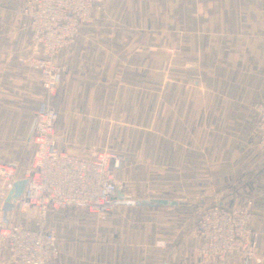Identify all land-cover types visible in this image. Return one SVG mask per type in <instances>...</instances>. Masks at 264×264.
I'll return each mask as SVG.
<instances>
[{"label":"crops","instance_id":"obj_1","mask_svg":"<svg viewBox=\"0 0 264 264\" xmlns=\"http://www.w3.org/2000/svg\"><path fill=\"white\" fill-rule=\"evenodd\" d=\"M63 54L67 75L85 85L86 138L104 135L93 117L94 112L97 116L94 107L105 106V99L102 94L95 99L93 95L97 88L110 89V76H116L112 88L117 92V108L123 105L125 90L137 95L140 103L136 105L146 107L153 102L155 107L159 103L169 108L158 123L168 124L170 133L175 129L173 137L180 139L192 137L190 128L196 124V154L205 151L201 140L212 137L215 157L210 166L197 169H205L211 180L198 181L192 189L196 201L191 202L183 191L178 196L146 200L163 201L153 206L125 205L117 197L112 212L99 222L84 210L79 212L80 221L60 216L52 226L65 242L49 264H206L198 254L200 237L195 224L205 198L226 204L252 200L251 227L259 234L257 257L247 261L230 257L228 264H264V146L252 128V109L264 103V0H207L205 16L198 15L196 0H106ZM4 71L5 85L10 88L6 99L16 107L10 115L15 112L17 116L5 127L7 131L12 123V152L25 153L21 165L25 166L33 111L42 100L34 102L33 110L23 109L28 76L18 80L16 68L7 66ZM126 72L136 75L134 82L125 83ZM163 91L164 99L158 102ZM143 121L155 123L142 117ZM207 123L223 128L206 131ZM177 126H181L179 134ZM189 150L187 145L178 148L180 171L188 168ZM206 188L210 190L205 192ZM76 231L84 235L77 238Z\"/></svg>","mask_w":264,"mask_h":264},{"label":"rangeland","instance_id":"obj_2","mask_svg":"<svg viewBox=\"0 0 264 264\" xmlns=\"http://www.w3.org/2000/svg\"><path fill=\"white\" fill-rule=\"evenodd\" d=\"M26 0H0V150L6 153H0V162H8L16 165H23L25 161V153L12 152L13 144L9 140L12 130V123L9 129L6 131L7 122L13 121L15 116L10 115L13 111L12 107L15 103L6 99V93H10V88L5 85L4 79L6 77L4 69L8 66L17 69V78L22 76H28L29 87L28 93L24 95L22 102V108L27 111L33 110L34 102L44 100L47 97L45 90L40 83L39 74L33 67L24 62V58L29 56L33 48V44L30 41V32L23 25L22 7ZM76 42V41H75ZM75 42L62 49L55 57L54 62L63 68L62 81L59 90L56 92L54 106L60 113L61 122L63 124L64 137L63 148L69 153L80 154L87 150H106L115 154L123 156V163L118 175L119 190L123 193L124 199H138L149 200L153 198H165L173 195L187 194L189 200L196 201V190L192 192V189H196L198 181L208 182L211 179L208 176V172L204 170H197L203 166H210L214 161V155L212 153V146L215 141L209 137L201 140L203 144L202 148L205 149L199 155L196 154L198 148V140L196 139V124L190 128V135L192 137L188 139L175 138V129H172L170 133V126L168 124L158 123L159 120L163 121L169 108L159 106L156 107L154 103L150 106L142 107L136 105L140 103L137 100V95H134L133 91L125 90L124 101L122 106L117 108L115 106L117 92L113 89L116 86V76H110V89L107 86L104 91L97 90L94 92V99L100 98L101 94L105 102V106L94 107L97 109V116L101 118L98 121V117L94 112V119L97 129H101L104 135L101 138H86L84 129L85 110L88 106H85L86 91L83 82H76L67 75L68 65L65 54L67 49L75 44ZM64 51V52H63ZM63 56V57H62ZM177 75V74H174ZM9 77L11 76L8 75ZM7 76V77H8ZM83 76V74H81ZM180 76V75H179ZM16 77V76H15ZM135 74L132 72L125 73V83L129 84L134 82ZM113 78V81H112ZM115 78V79H114ZM25 78H23L24 80ZM176 81H179L178 76H174ZM159 82L164 81L158 78ZM181 81V79H180ZM141 82H143L141 80ZM178 83V82H177ZM94 85V84H93ZM181 86V85H180ZM21 88L20 83L18 89ZM25 90V85L22 86ZM9 90V91H8ZM158 91V90H157ZM158 95V102L163 101L165 92H160ZM119 99H122V91H119ZM14 97L20 98L19 95ZM107 98V99H106ZM122 101V100H121ZM254 115L252 120L253 132L258 135V143L260 146H264V103H257L253 107ZM175 110L173 109L172 114ZM124 113V115H122ZM99 114V115H98ZM119 114V115H118ZM168 116V115H167ZM193 116L196 119L195 113ZM155 120V123L141 122V119ZM63 118V120H62ZM135 119V120H133ZM66 120V121H65ZM210 125V126H209ZM150 127L156 129L150 130ZM11 128V129H10ZM222 124L217 127H213V124L207 123L205 130H219L222 129ZM225 129H228L226 127ZM248 129V128H247ZM177 134L181 132V126H177ZM181 145H187L189 150L188 155V168L183 167V171H180L181 157L177 154L178 148ZM209 147V149H207ZM11 152V153H10ZM218 158V155L216 156ZM186 161L183 156V163ZM202 162V165H198V162ZM176 164V165H175ZM178 164V165H177ZM183 184V189L180 184ZM207 192L210 189H205ZM188 192V193H187ZM205 202H199L202 204L196 221V230L200 237V246L209 244L210 246H218V240L212 236V228L207 227L204 233V237L199 227V222L204 214L214 208L223 209L226 211H235V222H240L243 218L245 223L242 226H238L230 237L226 246H239L237 250H232L222 259V263L228 264V258L235 257L239 261L254 260L257 257V246L259 234L251 227V220L253 217V202L249 198H244L241 201L234 204H226L212 200ZM83 208L79 207H67L63 211L59 212V217H51L48 219V223L53 225L60 216H66L75 221H80ZM113 210V208H112ZM108 212L102 218L92 217L96 221L105 219ZM86 212V210H84ZM87 213V212H86ZM88 214V213H87ZM89 215V214H88ZM90 216V215H89ZM57 217V216H56ZM55 219V220H54ZM58 221V220H57ZM75 229V228H74ZM75 236L80 238L84 235L82 231H76ZM57 239L64 244V239ZM199 257L206 264H217L218 259L211 258L204 260L199 253Z\"/></svg>","mask_w":264,"mask_h":264},{"label":"built area","instance_id":"obj_3","mask_svg":"<svg viewBox=\"0 0 264 264\" xmlns=\"http://www.w3.org/2000/svg\"><path fill=\"white\" fill-rule=\"evenodd\" d=\"M106 0H26L22 7L23 25L30 32L33 48L24 62L39 74L47 97L33 111L27 165L0 162V264H49L63 243L48 219L67 207H79L95 218H102L114 206L119 191L118 175L123 156L106 150L86 154L69 153L63 148L64 130L54 106L62 81L63 68L54 57L72 45L82 25L88 24L95 10ZM198 15L207 14V0H196ZM24 179L21 195L10 199L14 182ZM9 198V200H8ZM12 209L3 220V205ZM235 211L214 208L199 222L201 233L212 228L218 246L205 244L199 253L217 264L239 246H226L228 238L243 218L235 222Z\"/></svg>","mask_w":264,"mask_h":264},{"label":"water","instance_id":"obj_4","mask_svg":"<svg viewBox=\"0 0 264 264\" xmlns=\"http://www.w3.org/2000/svg\"><path fill=\"white\" fill-rule=\"evenodd\" d=\"M24 186H25V180L24 179H21V180H18L16 182H14L13 185H12V190H11V192L9 194V198L10 199L18 198L21 195ZM117 197H118L117 202H121L122 204H125V205L134 204V205H138V206L139 205L153 206V205H157L159 203H163L162 200H155L153 203L149 202V201H146V200H136V201L124 200L123 199V193L120 192V190L117 192ZM9 198H8V200H9ZM8 200L3 205V220L5 222L7 220L6 213L8 211H10L12 209V207H13L12 203H10Z\"/></svg>","mask_w":264,"mask_h":264}]
</instances>
